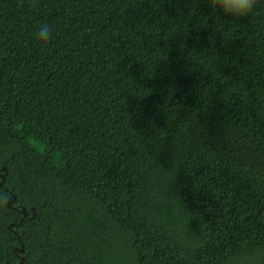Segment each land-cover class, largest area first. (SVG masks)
I'll list each match as a JSON object with an SVG mask.
<instances>
[{"label":"trees","instance_id":"16d2710c","mask_svg":"<svg viewBox=\"0 0 264 264\" xmlns=\"http://www.w3.org/2000/svg\"><path fill=\"white\" fill-rule=\"evenodd\" d=\"M18 237L23 264H264V0H0V264Z\"/></svg>","mask_w":264,"mask_h":264},{"label":"clouds","instance_id":"9594fccd","mask_svg":"<svg viewBox=\"0 0 264 264\" xmlns=\"http://www.w3.org/2000/svg\"><path fill=\"white\" fill-rule=\"evenodd\" d=\"M212 11L221 12L224 16L239 20L249 16L256 7L257 0H208ZM52 36V29L46 24L40 25L36 32L39 41L48 42Z\"/></svg>","mask_w":264,"mask_h":264},{"label":"flooded vegetation","instance_id":"af4514ba","mask_svg":"<svg viewBox=\"0 0 264 264\" xmlns=\"http://www.w3.org/2000/svg\"><path fill=\"white\" fill-rule=\"evenodd\" d=\"M2 177H3V175H2ZM11 200H13V199H11ZM31 210H32V215L29 217L28 211L26 210V214H24L22 209H21V212L23 213V216H22L21 221L19 222V224L23 223L24 219H26V218H35L36 211H35L34 207H32ZM19 224L18 223L17 224H12L11 227H13L15 225L19 226ZM17 239H18V241L13 243V248H12V251L15 253V258L14 259H12V258L8 259V261L5 264H19L21 259H22V257H24L25 259H24V261L21 262V264L25 263V261H26V256H27V252H28L27 246L25 245V243L23 242L21 237H18Z\"/></svg>","mask_w":264,"mask_h":264},{"label":"water","instance_id":"95a60500","mask_svg":"<svg viewBox=\"0 0 264 264\" xmlns=\"http://www.w3.org/2000/svg\"><path fill=\"white\" fill-rule=\"evenodd\" d=\"M3 168H5V167H3ZM4 180H5V176L3 175V178H2L1 184H3V181H4ZM12 190H14V189H12ZM15 198H16V196H14V199H15ZM8 205L11 206V201L8 202ZM22 211H23L24 214H26V209H25V208H23ZM34 215H35V214H34ZM12 224H14V223H12ZM12 224H11V226H12ZM24 259H25V258L22 257V259H21V261H20L19 264H21V262L24 261Z\"/></svg>","mask_w":264,"mask_h":264}]
</instances>
